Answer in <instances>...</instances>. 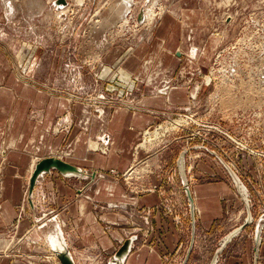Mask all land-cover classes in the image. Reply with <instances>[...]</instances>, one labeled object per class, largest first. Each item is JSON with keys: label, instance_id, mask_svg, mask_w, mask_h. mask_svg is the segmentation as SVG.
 <instances>
[{"label": "rangeland", "instance_id": "1", "mask_svg": "<svg viewBox=\"0 0 264 264\" xmlns=\"http://www.w3.org/2000/svg\"><path fill=\"white\" fill-rule=\"evenodd\" d=\"M58 1L12 0L14 9L6 12L7 0H0V73L8 72L3 85L12 90L9 96L14 102L10 133L16 113L22 104H27V125L21 131L26 129L27 135L24 140L17 138L14 146L8 143L3 160L13 152L33 159L38 152L36 129L46 127L48 111L34 108L33 102L40 100L39 90L74 106L56 117L48 128L49 134L56 137L79 127L75 138L59 149L65 157L69 151L76 155L86 137L87 150L100 152L112 161L113 142L104 140L108 123L101 128L99 125V133L89 135L91 128H98L90 119L105 117L101 109L156 111L158 120L137 133L133 143L123 142V151L115 153L117 167H136L139 172L130 177L129 170L110 173L126 185L132 196L157 193L166 205L172 198L173 209L179 207V198L184 202L185 228L187 233H196L193 243L197 240V255L193 259L200 264H210L227 236L249 219L234 174L245 189L252 216L232 239L236 245L232 253L238 258L249 257L251 263L264 264V0H135L134 9L128 12L125 0ZM150 5L156 14L152 28L139 20ZM165 22L169 27L160 35ZM155 47H159L156 53ZM193 47H197V60L190 54ZM143 69L148 70L143 73ZM188 72L189 77L182 80L183 73ZM17 83L29 87L18 88ZM185 88L186 96L177 97V90ZM146 97L157 104L142 105ZM188 109L198 111L197 131L208 134L207 146L222 157L197 151V142H189L187 133L178 129L176 123L184 122L181 115L190 113ZM58 111L64 108L59 105ZM85 113L90 119H84ZM79 114L83 118L79 119ZM91 142L98 143L97 150L90 147ZM186 150H190L186 156L190 187L201 185L210 197L197 204L199 212L193 209L187 191L182 190L179 196L167 193L168 186L182 183L180 156ZM138 155L141 157L136 159ZM31 167L29 163L26 166L24 185L27 184L23 190L27 195L25 206L20 208L21 214L30 219L34 218L28 203ZM152 177L160 184L154 183ZM3 185L0 179V206ZM49 203L47 197L39 213L49 210ZM108 209L112 208L107 205ZM211 221L212 226L207 228ZM137 224L144 229L149 221L138 214ZM112 227L107 225V230ZM5 234L0 233V254L19 242H33L36 237L32 233L22 238ZM44 240L40 234V240L35 241L44 245ZM116 246L114 249H120L119 244ZM73 251L77 264H109L113 256L97 246ZM54 254H41L40 261L62 264ZM184 255L169 256L165 264H186L187 260L182 262Z\"/></svg>", "mask_w": 264, "mask_h": 264}, {"label": "crops", "instance_id": "2", "mask_svg": "<svg viewBox=\"0 0 264 264\" xmlns=\"http://www.w3.org/2000/svg\"><path fill=\"white\" fill-rule=\"evenodd\" d=\"M10 11H12L10 8L6 10V12ZM166 27H169L168 22L163 24L160 35H163V32H165L163 29ZM158 48L155 47V53ZM193 48H196L195 51ZM193 48L190 54L193 59L197 60V47ZM147 70L143 69L141 72L145 73ZM189 75V72L183 73L182 80L188 78ZM6 76H8V72L5 74L0 73V86L2 85L0 87V179L4 184L0 206V233H12L17 238L26 237V234L32 233V235L39 237H35L33 242L31 240L22 244L19 242V244L9 247L4 251L7 254H4V252L0 254V264H43L40 261L42 260L40 259L41 254L48 255L51 252L56 253V250L67 249L73 255L74 248L82 246H97L99 250L108 251L113 255L109 258V264H115L113 258L120 249L114 248L117 247V244L121 248V245L127 240H132L131 252L121 264H165L169 256L180 255L181 253L185 254L182 262L186 263L188 261L186 264H200L197 259H193L197 255V240L193 243L197 236L194 232L187 233L185 228L184 202L179 198V203L176 202L179 207L173 209L174 200L172 198L167 199L168 204L166 205V200L157 193L132 196L131 193L127 192L126 185L124 184V186L116 176L110 173V170H116L119 173L129 170L130 167H117L119 162L114 159L116 157L115 153L123 151V142L133 143V140L137 138L135 137L137 133L139 134L141 130L158 120L156 111L132 112L120 108L111 112L101 109L105 114L103 120L96 117L90 119L88 113H85L84 119H90L91 122L93 121L94 124L98 125V128L99 125L101 128V126L104 127L108 123V132L106 136L104 135V140H108V142L112 140L113 142L110 153L112 161L100 152L87 150L85 144L88 138L86 137L78 146L76 155H71L72 152L69 151L65 153L67 156L65 157L59 152V149L66 141L75 138L76 134L79 133V127H74L73 130L56 137L49 134L48 128H50L56 117L61 116L65 110L72 109L74 106L68 100L59 101L56 96H51L48 92L39 90L40 100L33 102L34 108L44 109L45 112L48 108V111L44 122L46 127L41 131L36 129L39 132V142L35 143L38 152L34 153L33 159H30L27 155L13 152L8 156L6 155L5 160H3L5 149L9 146L8 143L11 144L10 146H14L17 138L21 137V140H24L27 135L25 133L26 129L21 132L22 128L27 125L25 123L27 104H22L20 111L16 113L15 124L10 133V112L14 102H10L9 95L12 90L9 86L3 85ZM11 79L10 82L12 83ZM196 84L194 83V86ZM16 85L18 88L29 87L21 83ZM177 91V97L179 98L185 97L188 93L187 88ZM196 94L197 90L192 96L194 97ZM148 99L149 97H146L141 104L144 106H148L150 103L157 104L156 102H149ZM172 100H175L173 96ZM164 102H162V106H164ZM59 105L64 108L63 112L58 111ZM17 109L19 108L17 107ZM79 109L83 111L82 108ZM81 118H83V114H79V119ZM91 122L87 124H93ZM98 128H95V126L91 128L89 135L99 133L100 128ZM81 130H84V128ZM97 146V142H91L90 144V147L95 150H97ZM45 149L47 152L41 153ZM48 157H58L75 165L81 168L84 174L64 175L57 170H53L51 173L42 175L35 186L32 198H28L29 207L33 209L34 218H25L21 214L20 208L24 207L26 202L27 194L26 190H23L27 184L24 185L26 166L29 163L32 166L31 169L34 170L38 161ZM140 157L141 155H138L136 159ZM131 170L128 172L129 177L131 176ZM74 177L81 180L73 181ZM152 180L154 183L160 184L157 178L152 177ZM162 183L163 181L161 185ZM173 186V188L171 186L167 187V193L173 194L176 192L177 195H180L182 190L185 191L183 180L179 186L177 184ZM200 186L197 187V184L191 186L192 196L198 212L199 205L197 204H203L202 200H210L207 190ZM108 190L110 191L108 192ZM47 197H50V209L44 211V213H39ZM211 200L216 201L213 198ZM205 203L208 202L205 201ZM107 205L112 209L107 210ZM109 210L112 213L107 212ZM137 212L139 215H144L145 220L149 221V225L144 229L138 228ZM212 221L207 228L212 226ZM107 225L113 227L107 230ZM114 226H118V228ZM40 234L45 238L42 242L44 245L35 241L36 239L40 240ZM187 236L189 237L186 243ZM232 243L233 241L227 245L216 264H255V261L250 262L249 257L245 256L244 259L235 257L236 255H233L232 250L236 245ZM247 255L250 256L249 248ZM47 264H57V261H49Z\"/></svg>", "mask_w": 264, "mask_h": 264}, {"label": "water", "instance_id": "3", "mask_svg": "<svg viewBox=\"0 0 264 264\" xmlns=\"http://www.w3.org/2000/svg\"><path fill=\"white\" fill-rule=\"evenodd\" d=\"M64 0H60L58 1V3L63 2ZM65 2V1H64ZM139 20L142 21L143 20V14H141V16L139 17ZM189 151H184L181 156H180V160H181V164L180 166V172H181V177L183 180V184H184V189L185 191H187V195L189 196L190 200H191V205L193 207L194 210H196V206L194 203V199L192 196V191H191V187L189 184V179H188V174H187V166H186V156L187 153ZM53 170H57L58 172H60L61 174L67 175V174H76V175H83L84 172L81 168L72 165L58 157H48V158H44L40 161L37 162V164L34 167V170L32 172L31 178H30V183H29V188H28V192H29V197L32 198V195L34 193L35 190V186L39 180V178L44 175V174H48L51 173ZM233 174V173H232ZM233 177L235 179V182L238 186V188L241 191L242 194V198H244L246 204H247V208H248V220L246 221V224H249V220L251 221V208H250V204H249V199L248 196L245 195V189L242 186L241 181L238 180V178L233 174ZM245 225L236 229L235 231H233L231 234H229L226 238V240H224V242L222 243L221 247L218 249L217 253L215 254V257L212 261V264H216L218 262L219 256L220 254L224 251V249L227 247V245L232 241V239L239 234L244 228ZM131 245H132V240H127L120 248V250L116 253L114 259L115 264H121L125 258L129 255V253L131 252ZM193 247V245H192ZM56 255L58 256V258L60 259L62 264H77L73 258V256L71 255V253L67 250V249H60V250H56ZM256 264H258V262L256 261Z\"/></svg>", "mask_w": 264, "mask_h": 264}, {"label": "built area", "instance_id": "4", "mask_svg": "<svg viewBox=\"0 0 264 264\" xmlns=\"http://www.w3.org/2000/svg\"><path fill=\"white\" fill-rule=\"evenodd\" d=\"M191 110L192 109H188L187 111L190 113L181 115L182 117H184L182 118L184 122L176 123L178 124L177 126L178 129H181L182 131L187 133V139L189 142L190 141L197 142V151L204 150L205 152H208L209 154H216V156L222 157L220 156V154L213 151V149L207 146L208 145L207 141H209L208 134L206 133L202 134L201 132L197 131L198 111L192 112Z\"/></svg>", "mask_w": 264, "mask_h": 264}, {"label": "bare ground", "instance_id": "5", "mask_svg": "<svg viewBox=\"0 0 264 264\" xmlns=\"http://www.w3.org/2000/svg\"><path fill=\"white\" fill-rule=\"evenodd\" d=\"M5 3V2H4ZM124 3H125V5H126V12H128L129 10H131V9H134L133 8V6H134V3H135V0H125L124 1ZM7 4H8V6H9V8H10V10H12L13 11V9H14V6H12V0H7ZM64 7V6H63ZM125 7V6H124ZM54 9V8H53ZM67 10V9H66ZM161 12H162V9L160 10ZM159 11V12H160ZM140 12V11H139ZM156 12H158V11H156ZM142 13V12H141ZM144 15H143V20H142V24H144V25H148V27L149 28H152L153 27V25H154V23H155V21H156V14H155V10H154V8H153V6H148V7H145V10H144ZM68 14V13H67ZM125 15V14H124ZM137 17V16H136ZM137 22V21H136ZM146 23V24H145ZM156 25V24H155ZM140 26H143V25H140ZM40 28V27H39ZM192 39V38H191ZM192 45V44H191ZM194 49V51H195V49L196 48H193ZM194 53V52H193ZM195 54V53H194ZM69 69V68H68ZM73 71V70H72ZM76 71V70H75ZM82 72V71H81ZM179 121V120H178ZM160 128V127H159ZM151 137V136H150ZM158 138V137H157ZM97 147H99V146H97ZM105 148H107L108 149V147H105ZM105 150V149H104ZM136 170H137V168L136 167H134L132 170H131V172H130V175L132 176V175H134L135 174V172H136ZM139 171H137L136 173H138ZM260 238H261V236L260 235H258V242H259V240H260Z\"/></svg>", "mask_w": 264, "mask_h": 264}]
</instances>
